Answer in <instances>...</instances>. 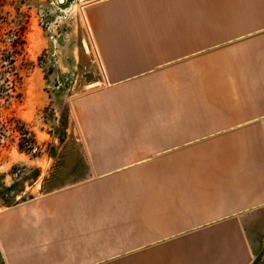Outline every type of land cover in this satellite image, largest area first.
I'll return each mask as SVG.
<instances>
[{
  "label": "crops",
  "instance_id": "obj_1",
  "mask_svg": "<svg viewBox=\"0 0 264 264\" xmlns=\"http://www.w3.org/2000/svg\"><path fill=\"white\" fill-rule=\"evenodd\" d=\"M128 1L95 0L87 21L104 31L107 12L125 10ZM190 1L200 11L191 14L198 27L186 31L175 21L144 44L116 42L109 27L108 42L98 39L96 47L106 87L140 79L166 91L183 65L204 57L207 119L196 120L189 100L184 120L174 106L169 121H121L124 132L98 139L89 157L94 175L156 160L144 169L153 172L144 174L140 201L124 207L140 208L139 215L70 218V194L21 202L0 215V245L6 257L13 252L11 264L249 263L245 216L264 206V0ZM169 174L173 184L163 185ZM46 226L51 233H40Z\"/></svg>",
  "mask_w": 264,
  "mask_h": 264
},
{
  "label": "rangeland",
  "instance_id": "obj_2",
  "mask_svg": "<svg viewBox=\"0 0 264 264\" xmlns=\"http://www.w3.org/2000/svg\"><path fill=\"white\" fill-rule=\"evenodd\" d=\"M94 1L0 0V215L49 194L72 196L65 197L70 218L139 215L140 208L124 207L140 201L149 184L144 174L153 172L144 169L156 160L94 175L97 164L89 155L96 141L124 132L117 130L121 121L172 120L174 106L184 120L192 111L189 100L197 108L196 120L207 119L204 57L196 67L183 65L166 91L157 90L161 82L140 79L106 87L96 47L98 39L108 42L109 27L119 34L111 37L116 42L142 44L151 41L153 30L175 21L186 31L198 27L192 15L200 16L199 9L190 0H130L125 10H109L104 31H95L85 14ZM195 90L198 94H191ZM162 98L166 110L160 108ZM173 179L169 174L163 185ZM246 214L248 264H264V206ZM40 229L51 233L50 227ZM10 254L6 257L0 245V264H11Z\"/></svg>",
  "mask_w": 264,
  "mask_h": 264
},
{
  "label": "trees",
  "instance_id": "obj_3",
  "mask_svg": "<svg viewBox=\"0 0 264 264\" xmlns=\"http://www.w3.org/2000/svg\"><path fill=\"white\" fill-rule=\"evenodd\" d=\"M24 133H25V134H27V132H26V131H25ZM24 140H25V141H28V139H24Z\"/></svg>",
  "mask_w": 264,
  "mask_h": 264
},
{
  "label": "water",
  "instance_id": "obj_4",
  "mask_svg": "<svg viewBox=\"0 0 264 264\" xmlns=\"http://www.w3.org/2000/svg\"><path fill=\"white\" fill-rule=\"evenodd\" d=\"M98 64H99V66H101V63H100V61L98 62Z\"/></svg>",
  "mask_w": 264,
  "mask_h": 264
},
{
  "label": "bare ground",
  "instance_id": "obj_5",
  "mask_svg": "<svg viewBox=\"0 0 264 264\" xmlns=\"http://www.w3.org/2000/svg\"><path fill=\"white\" fill-rule=\"evenodd\" d=\"M103 69V68H102Z\"/></svg>",
  "mask_w": 264,
  "mask_h": 264
}]
</instances>
